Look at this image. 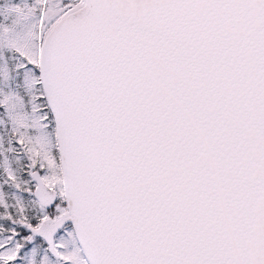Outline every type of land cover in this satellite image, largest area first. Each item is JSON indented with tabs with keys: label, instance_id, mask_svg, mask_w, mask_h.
<instances>
[{
	"label": "snow or ice",
	"instance_id": "1",
	"mask_svg": "<svg viewBox=\"0 0 264 264\" xmlns=\"http://www.w3.org/2000/svg\"><path fill=\"white\" fill-rule=\"evenodd\" d=\"M0 264H264V0H0Z\"/></svg>",
	"mask_w": 264,
	"mask_h": 264
}]
</instances>
